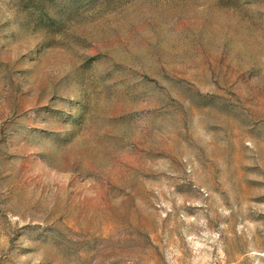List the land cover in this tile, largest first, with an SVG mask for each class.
I'll return each mask as SVG.
<instances>
[{
	"label": "rangeland",
	"instance_id": "374dc122",
	"mask_svg": "<svg viewBox=\"0 0 264 264\" xmlns=\"http://www.w3.org/2000/svg\"><path fill=\"white\" fill-rule=\"evenodd\" d=\"M0 264H264V0H0Z\"/></svg>",
	"mask_w": 264,
	"mask_h": 264
}]
</instances>
